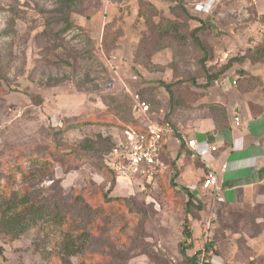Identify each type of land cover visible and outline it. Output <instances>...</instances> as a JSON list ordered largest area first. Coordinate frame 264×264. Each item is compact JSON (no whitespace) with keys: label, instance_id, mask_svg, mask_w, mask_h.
I'll list each match as a JSON object with an SVG mask.
<instances>
[{"label":"rangeland","instance_id":"rangeland-1","mask_svg":"<svg viewBox=\"0 0 264 264\" xmlns=\"http://www.w3.org/2000/svg\"><path fill=\"white\" fill-rule=\"evenodd\" d=\"M65 18L58 0H0V177L12 178L11 190L58 200L64 222L77 219L87 234L67 259L63 223L0 233V264H179L190 246L186 217L199 234L210 221V240L201 235V250L189 253L264 264V184L254 203L229 206L225 193L201 191L209 170L200 160L190 158L194 181L173 162L153 181L131 182L101 165L133 122L128 89L179 127L218 128L238 91L264 102V0H79L72 25ZM168 21L182 23L184 37L158 34ZM201 21L211 24L200 32L206 61L189 36ZM110 187L123 200L106 201Z\"/></svg>","mask_w":264,"mask_h":264},{"label":"crops","instance_id":"crops-1","mask_svg":"<svg viewBox=\"0 0 264 264\" xmlns=\"http://www.w3.org/2000/svg\"><path fill=\"white\" fill-rule=\"evenodd\" d=\"M233 99V102H228L227 107H224L221 126L218 128L208 121H203L196 126L180 124L181 127L171 123L175 133L168 137L165 144L163 159L166 169L158 177L165 175L170 168V162H173L179 167L183 165L184 175L188 180L194 181L198 170L193 168L194 160L190 159L192 158L202 162L198 168L201 172L205 169L216 172L221 185L220 192L225 193L229 199L228 202L219 201L220 203L235 206L254 203L258 199L260 195L258 188L264 184V102L255 100L242 91H238V95ZM235 115L240 117V125H236ZM156 117L168 123L166 113L165 117L161 118L157 115ZM177 138L181 140L180 143L177 142ZM193 138L197 140V145L192 150L187 146L186 139ZM212 147H216V150L213 151ZM192 152L196 153L195 157L191 156ZM223 164H226L227 168L222 169ZM116 178L123 182L129 181L123 177ZM201 191L211 193L218 200L220 192L216 194L204 188H201ZM190 222L191 218L188 217V227L192 234V238L187 240L190 241V246L187 250L183 248L181 250L186 255L193 256L198 252L196 249L201 242V235L204 241L206 236L204 232L196 233L194 227H190ZM208 225L210 221H207L204 226L208 227ZM201 244L199 250H201ZM189 249L192 251L194 249V253H189ZM210 262L223 264L216 256H212Z\"/></svg>","mask_w":264,"mask_h":264},{"label":"trees","instance_id":"trees-1","mask_svg":"<svg viewBox=\"0 0 264 264\" xmlns=\"http://www.w3.org/2000/svg\"><path fill=\"white\" fill-rule=\"evenodd\" d=\"M176 1L180 5L183 4V0H176ZM78 2L79 0H58L59 6L61 7L62 11L65 12V15H66L65 20L67 22V26L72 25L70 18H69V13L70 11L77 8ZM208 26H211V24L205 21H201L200 27H197L189 31V36L192 42L204 53L203 61L207 60L208 49H207V46L203 43V41L200 38V32L204 28H207ZM181 27H182V23L177 22V21H168L164 25H162V23H159L158 28H157V31H158L157 33L161 35L162 34L169 35L170 37L174 36L177 38L179 37L182 38V36L184 37V34L182 33L183 31H181ZM262 53L264 54V50L262 51ZM217 76L218 74L209 75L208 81L213 80ZM166 88L171 95V99H173L175 95H174L173 90L171 89V86L169 84H166ZM137 92L141 95L142 98H144L150 103V101L144 97V95L142 94L140 90H137ZM129 109L131 111L132 116L134 117V114L132 111L131 97L129 98ZM120 117L122 116L120 115ZM167 122L170 124L172 123L170 120H168ZM125 126H132V127L138 128V123L135 117L132 123L126 124ZM111 147L109 148V150L111 149ZM101 165L104 166L108 170V172L112 175L113 178L117 177L116 173L110 170L105 165L104 162H102ZM1 178L2 177H0V233L17 238V237L22 236L26 232H28L35 225H37L40 221H44L48 223L52 222L54 224L63 223L67 226V228L68 227L70 228V230L63 231L64 235L67 236L63 243V251H62L63 258L68 259L70 256L80 253L82 249L80 247L79 241H80V238L84 239V237H86V234H87L86 230L80 227L81 224H79V221H77V219H74L73 217L70 219H67L68 221L64 222L65 218L67 217H65L66 215L63 213V209H61L60 202L58 200H52V198H48V197L41 200V199H37L36 195L32 194L29 191H26L24 193H19L20 191H17L16 189L11 190L10 188L12 187L10 185L12 183V180H11L12 178L10 177V179H7L8 181H6V183L4 182L1 183L2 182ZM110 189L111 187L108 190H106V192L104 193L106 201L123 200L121 199V197H115V198L109 197L108 192ZM51 201H54V203H52ZM78 202L80 201L78 200ZM80 204L82 205L83 203L80 202ZM84 205L86 208L88 207L87 203ZM194 206L196 205L193 203V201L190 198L186 204V213L191 214L192 207ZM201 206H202L201 203H199L198 208ZM235 206H241V205H235ZM75 230L81 232L80 233L81 235H78V237L73 236V233L75 232ZM183 234L185 236V240L192 238V234L188 227V217H186L183 222ZM76 239L78 240L76 241ZM208 246L209 244H207V247ZM206 253L207 251L205 249V258H206ZM182 254L184 255V258L182 261L179 262V264L194 263L198 259L196 255H193V256L186 255L184 251L182 252ZM207 263L211 264L210 260L207 259Z\"/></svg>","mask_w":264,"mask_h":264},{"label":"built area","instance_id":"built-area-1","mask_svg":"<svg viewBox=\"0 0 264 264\" xmlns=\"http://www.w3.org/2000/svg\"><path fill=\"white\" fill-rule=\"evenodd\" d=\"M127 92L132 99V111L138 128L126 126L113 140V145L104 155L103 162L116 173L117 177H123L129 181L139 178L153 181L166 169L163 159L165 144L168 137L175 133V129L171 124L157 118L149 102L137 91L128 89ZM234 119L236 125H240V117L235 115ZM177 142L180 143L181 140L177 138ZM186 143L193 150L197 145V140L195 138L186 139ZM212 150H216V147H212ZM191 156L195 157L196 153L192 152ZM225 168L227 165L223 164L222 169ZM202 188L219 194L221 185L216 172L211 170L207 173ZM209 228L210 225L204 233L206 242L211 236ZM185 264H208L205 258V248L196 262Z\"/></svg>","mask_w":264,"mask_h":264}]
</instances>
